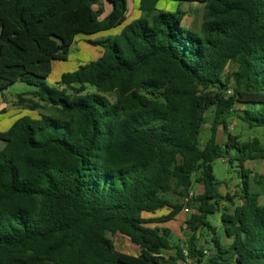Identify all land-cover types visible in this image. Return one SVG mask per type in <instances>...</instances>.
I'll use <instances>...</instances> for the list:
<instances>
[{
    "label": "trees",
    "instance_id": "16d2710c",
    "mask_svg": "<svg viewBox=\"0 0 264 264\" xmlns=\"http://www.w3.org/2000/svg\"><path fill=\"white\" fill-rule=\"evenodd\" d=\"M161 1L141 0L142 18L119 39L88 41L103 54L57 90L46 83L53 63L68 61L78 36L123 27L128 1L0 0V93L26 84L36 91L13 105L48 113L0 133V264H172L184 250L202 262L210 217L234 199L220 193L217 160L239 164L242 204L221 212L231 245L216 237L206 264H264V174L245 168L264 161V144L230 132L235 119L264 130V0H171L204 6L200 33ZM194 183L202 190L188 200ZM186 206L176 245L163 225ZM117 235L139 256L118 251Z\"/></svg>",
    "mask_w": 264,
    "mask_h": 264
},
{
    "label": "rangeland",
    "instance_id": "374dc122",
    "mask_svg": "<svg viewBox=\"0 0 264 264\" xmlns=\"http://www.w3.org/2000/svg\"><path fill=\"white\" fill-rule=\"evenodd\" d=\"M128 1V20L123 27L114 29L107 32H101L96 35H80L76 38L74 46L70 50L69 59L67 62H54L53 70L50 77L47 80V86L51 89L60 90V87L57 85L61 77L64 74L74 73L77 71L80 65L87 64L89 62L95 61L101 57L103 54V49L99 46H93L88 43V41H101L108 38H120L122 30L133 23L134 21L139 20V15L141 12L139 10V5L141 0H127ZM182 10L187 12V16L184 19L183 26L186 29L193 30L197 33H200L201 26L203 23L204 17V6L198 3H178L171 0H162L158 4V10L166 13H175L177 10ZM110 12V5L105 7V10L101 16V20H104ZM236 70V67L229 66L226 73ZM36 91L35 88L30 87L21 82H17L12 85L7 91L0 93V133L6 132L10 127L22 117H30L34 120L40 119L41 115L48 114L46 111H37L32 112L27 108L15 107L13 101L23 93H31ZM91 91L94 89L91 88ZM210 118L208 120V125L203 128L200 137V147L203 149L207 143L210 136V127H211ZM230 132L233 135H237L241 138L242 141L248 142L253 141L254 139H260L264 144V130L260 128L249 129L246 125L242 124L240 120L235 119L232 121L230 126ZM218 142L225 143L226 135L223 129H220L218 133ZM5 147V143L0 140V150ZM238 163H234L233 167L225 160H217L213 164L214 176L215 178L222 182L220 188V193L223 195L233 196V204H222L220 213L215 216L210 217V221L216 229V234L213 232L207 233V240L210 242L209 247L205 244L204 238L201 237L200 246L205 250L209 251L210 256L216 253L212 241L217 237L225 247L231 245V239L222 236V222H221V212L225 208H228L230 212H233L236 206L241 205L242 201L239 197L241 181H240V170L237 168ZM246 169H251L254 173L264 174V161H255L248 162L245 164ZM255 189V186L253 185ZM195 193L201 192L199 185L194 183ZM194 193V194H195ZM261 204H264V197L261 198ZM193 211V210H192ZM194 212V211H193ZM153 215H150L152 217ZM157 216V215H156ZM153 216V217H156ZM190 217V215H185L184 212L178 216L177 221L169 223L167 225L173 232V241L176 245L181 244L185 241V236L182 233V229H185V222ZM115 245L118 251L129 254L136 255L137 248L132 244V242L122 235H117L113 238ZM181 241V242H180ZM166 256L176 258L175 251H170L166 253ZM209 256V257H210ZM209 260V258L207 259ZM172 264H180V261ZM226 264H236L234 260L229 259Z\"/></svg>",
    "mask_w": 264,
    "mask_h": 264
},
{
    "label": "built area",
    "instance_id": "2783aa9c",
    "mask_svg": "<svg viewBox=\"0 0 264 264\" xmlns=\"http://www.w3.org/2000/svg\"><path fill=\"white\" fill-rule=\"evenodd\" d=\"M194 197V193H191L190 195H189V197H188V200L190 199H192ZM184 214L187 216V215H192L193 214V211L189 208V207H185L184 208ZM183 255H184V258H183V260L181 261V264H206V260L209 258V256H210V253L207 251V250H205L204 251V259H203V261L201 262V261H199V260H197V259H193L190 255H189V253H188V251H186V250H184V252H183Z\"/></svg>",
    "mask_w": 264,
    "mask_h": 264
},
{
    "label": "crops",
    "instance_id": "0c3cea01",
    "mask_svg": "<svg viewBox=\"0 0 264 264\" xmlns=\"http://www.w3.org/2000/svg\"><path fill=\"white\" fill-rule=\"evenodd\" d=\"M141 2V1H140ZM140 6V5H139ZM142 15H139V18L141 17ZM220 143V142H219ZM220 144H223V143H220ZM200 187V186H199ZM201 188V187H200ZM202 189V188H201ZM195 190V189H194ZM196 191V190H195ZM195 193V192H194ZM200 193V192H199ZM159 215V214H158ZM116 246V245H115ZM135 248H137L136 250H137V252H136V255H134V256H139V254H140V248L139 247H135ZM209 252V251H208ZM180 264H181V261H180Z\"/></svg>",
    "mask_w": 264,
    "mask_h": 264
},
{
    "label": "water",
    "instance_id": "95a60500",
    "mask_svg": "<svg viewBox=\"0 0 264 264\" xmlns=\"http://www.w3.org/2000/svg\"><path fill=\"white\" fill-rule=\"evenodd\" d=\"M60 44H62V41H60Z\"/></svg>",
    "mask_w": 264,
    "mask_h": 264
}]
</instances>
